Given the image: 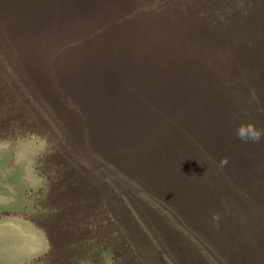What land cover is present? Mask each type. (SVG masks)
I'll return each instance as SVG.
<instances>
[{"label": "rangeland", "instance_id": "374dc122", "mask_svg": "<svg viewBox=\"0 0 264 264\" xmlns=\"http://www.w3.org/2000/svg\"><path fill=\"white\" fill-rule=\"evenodd\" d=\"M21 1L0 0V264H115L112 254L135 256V251L139 261L128 257L127 264H212L206 242L209 248L216 245L207 241L210 234L205 229L198 233L197 225L191 221H171L169 214H176L171 195L165 199L173 205L167 203L165 207L166 201L160 202L157 193L147 190V186L152 188L146 178L147 156H152L154 145L143 142L142 126L131 128L122 119L136 111L130 112L124 106L118 114L112 111L114 115L100 117V122L96 114L94 125L85 123V112L93 108L81 99L83 79L72 65L83 60L77 55L82 57L97 46H80L84 33L67 20H55L51 25L40 20L37 24L33 12L27 11L31 9L29 0ZM116 1L125 6L134 0ZM128 9L134 21V7ZM168 26L158 13L136 23L135 27L149 40L151 33L155 34L157 46H134L135 55L159 61L160 66H177L190 63L202 48L203 54L213 53L200 58L213 70L207 73L205 84L218 90L223 79L218 77L219 71L229 79L233 76L226 73L225 67L216 69L219 51L200 46L199 36L194 35V46H179L177 40L182 35L174 39ZM72 29L76 33L70 32ZM260 30L264 31V26ZM250 35L254 39L249 43L251 48L264 58V41H259L264 33ZM258 41L263 46H253ZM237 45L227 49L232 51ZM105 47L125 48L99 46L101 55L93 54L85 62L101 63L106 55L101 48ZM257 61H235L230 69L239 71L245 65L246 70H252L258 68ZM146 113L151 116L153 111ZM17 120L24 124H12ZM35 124L41 128L42 136L32 134L38 130ZM53 148L57 150L55 154ZM134 153L139 160H135ZM197 164L208 167L204 161ZM210 181L209 178V184ZM263 183L258 181L262 188ZM262 216L264 199L243 212L245 222L254 224L243 237L244 247L247 242L249 251L255 249L253 255L248 252L246 256L252 255L259 264H264V248H258L261 238L256 235L258 230L264 231ZM221 227L222 224L218 230ZM186 231L198 234L200 241H196V235L188 237ZM119 232L127 236L119 240ZM223 250L221 262L242 264L243 257L238 253L225 247Z\"/></svg>", "mask_w": 264, "mask_h": 264}, {"label": "trees", "instance_id": "16d2710c", "mask_svg": "<svg viewBox=\"0 0 264 264\" xmlns=\"http://www.w3.org/2000/svg\"><path fill=\"white\" fill-rule=\"evenodd\" d=\"M132 2L123 6L116 0H29L27 4L31 9L27 11L33 12L39 25L40 20H44L45 25L54 24L55 20L71 22L84 33L80 46L125 47L101 48L106 54L102 56V65L98 60L90 64L85 62L94 57L93 54L101 55L97 48H90L82 57L76 56L83 59L72 65L83 79L81 99L93 108L85 112V123L93 124L96 114L97 120L114 115L112 111L118 114L124 106L129 107L130 110H126L130 112L136 111V115L131 113L122 119H126L131 128L142 126L143 142L154 145L153 157L147 156L151 166L147 164L146 178L152 182V188L147 186V190L157 193L160 202L166 201L165 207L170 203L165 198L170 199L171 195L176 207V214H169L171 221H191L197 225L198 233L205 229L210 234L207 241L216 245L209 248L206 242L213 256L212 264H224L219 258L225 252L223 247L243 257L242 264H259L252 260L255 249L249 251L247 242L244 247L243 237L254 224L245 222L243 212L247 213L251 206L264 199V183L263 188L258 185L259 180L264 182V137L258 142L242 141L237 137V127L252 122L257 128L264 129V70L261 69L264 58L249 44L254 40L250 34L264 33L260 30L264 26V0ZM130 6L134 7V21L128 9ZM157 13L169 25L168 31L174 33V39L182 35L181 40H177L179 46H194L191 38L194 35V38L199 36L200 46L208 45L209 50L219 51L217 55L222 50V55L217 57L216 69L225 67L226 73H234L233 76L229 79L219 71L218 77L223 79L218 90L205 84L207 73L213 70L210 65L201 63L200 58L213 53L203 54L202 48L190 63L182 62L177 66H170L171 62L167 64L169 66H160L159 61L138 58L134 46H157V39L151 33L149 40L135 25ZM194 16V20H190ZM76 29L70 32L76 33ZM242 37H246L247 42ZM259 41H264V37ZM259 41L253 46H263ZM236 44L238 47L232 51L227 49ZM255 58L258 68L246 70L244 65L239 71L230 69L235 61L246 63ZM147 111H153V114L149 116ZM159 112L167 117H159ZM176 114L177 117H170ZM14 123L24 124V121H12ZM159 125H162L161 131ZM33 126L38 130L32 134L42 136L41 128L36 124ZM56 152L53 148L52 153ZM132 155L139 160L136 153ZM200 161L206 162L208 167L199 166L197 162ZM213 180L214 184H211ZM220 224L223 227L218 230ZM118 235L119 240L127 236L125 232ZM186 235L190 238L196 235V241L201 239L189 231ZM256 235L261 238L258 248H264V231L258 230ZM51 243L54 246V240L51 239ZM248 252L252 255L246 256ZM112 255L115 264L116 261L127 264L128 257L139 261L136 251L135 256Z\"/></svg>", "mask_w": 264, "mask_h": 264}, {"label": "clouds", "instance_id": "9594fccd", "mask_svg": "<svg viewBox=\"0 0 264 264\" xmlns=\"http://www.w3.org/2000/svg\"><path fill=\"white\" fill-rule=\"evenodd\" d=\"M237 137L245 142H258L264 137V129L257 128L252 122L242 123L237 127ZM223 162L226 164V159Z\"/></svg>", "mask_w": 264, "mask_h": 264}]
</instances>
